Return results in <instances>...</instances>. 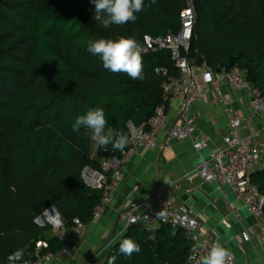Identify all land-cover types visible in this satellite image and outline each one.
Masks as SVG:
<instances>
[{
	"label": "trees",
	"instance_id": "1",
	"mask_svg": "<svg viewBox=\"0 0 264 264\" xmlns=\"http://www.w3.org/2000/svg\"><path fill=\"white\" fill-rule=\"evenodd\" d=\"M197 23L190 56L215 72L240 69L264 95V0H190ZM189 0H144L135 22L103 28L93 20L91 0H0V264L14 253H58L64 243L36 220L56 208L67 228L79 219L89 226L103 191L84 180L107 157L93 159L90 130H72L78 115L100 107L105 134L128 135L130 125L147 123L164 104V78L179 71L170 51L143 54L144 79L113 74L87 51L90 40L164 37L181 29ZM111 150V144L108 145ZM112 151V150H111ZM121 151H115L119 157ZM264 194V167L252 175ZM134 239L140 253L120 254L119 243ZM194 243L168 224L131 226L106 259L115 264H188Z\"/></svg>",
	"mask_w": 264,
	"mask_h": 264
},
{
	"label": "built area",
	"instance_id": "2",
	"mask_svg": "<svg viewBox=\"0 0 264 264\" xmlns=\"http://www.w3.org/2000/svg\"><path fill=\"white\" fill-rule=\"evenodd\" d=\"M181 29L176 34L164 37L146 36L143 54L170 51L178 76H170L167 70H158L164 78L162 84L163 102L154 116L139 127L130 125L128 143L120 156L106 150L107 157L100 168L86 169L85 182L103 191L99 205L94 209L93 222H97L112 206L126 171L127 164L142 149H151L163 136L164 144L190 142L198 154L200 164L194 172L179 178L174 184L161 187L153 198L132 203L120 213L119 220L125 223L123 234L133 225L145 227L168 224L174 230L185 231L195 245L188 259V264H197L200 256L215 242L223 245L220 232L216 228L206 227L194 208H178V187L181 182L191 186L190 191L205 184H215L219 189L229 188L235 195L240 207L255 220L254 229L260 246L264 250V194L252 183V175L264 167V95L246 78L240 69L213 71L205 61L192 58L191 43L197 23V13L192 2L180 13ZM233 91L244 90L248 93V107L262 118L258 128L249 118L239 116L233 108V102L223 87ZM209 94L213 102L224 109L228 132L221 141L211 147L208 137L202 135L198 124L199 116L195 108L203 104ZM170 111L175 112L171 122ZM215 124V120L212 119ZM209 151L207 156L203 153ZM199 180L198 184L196 180ZM158 202L157 208L152 203ZM163 211L166 216L157 215ZM36 223L41 228L50 227L52 234L64 243L58 253H43L44 243H39L33 252L18 251L19 259H9L6 264H72L75 255L74 239L81 236L87 226L79 219L67 228L56 208H51L41 215ZM225 225L228 226L227 222ZM246 243L252 242L249 231L243 233ZM117 239L112 238L100 252L92 254L83 264H101L102 253H108ZM224 246V245H223ZM14 253V254H16ZM13 256V255H12ZM230 264H237L235 258ZM264 264V263H263Z\"/></svg>",
	"mask_w": 264,
	"mask_h": 264
},
{
	"label": "crops",
	"instance_id": "3",
	"mask_svg": "<svg viewBox=\"0 0 264 264\" xmlns=\"http://www.w3.org/2000/svg\"><path fill=\"white\" fill-rule=\"evenodd\" d=\"M223 91L232 100L236 113L251 119L254 127L258 128L262 118L249 109L248 93L244 90L233 91L226 86ZM195 113L199 116L198 127L202 135L208 137L211 147H214L228 132L224 109L215 104L213 95L209 94L205 102L195 108ZM175 114L170 111L171 122L175 120ZM98 148L93 145V159L97 158ZM208 153L206 151L203 155L207 156ZM199 164V156L188 141L165 145L161 136L155 147L139 151L126 166L112 206L97 222L87 226L81 236L74 239L75 255L72 264H83L90 255L100 252L112 238L118 240L124 235L125 223L119 220V216L132 203L153 198L161 187L172 185L184 175L194 172ZM190 189L188 183H180L178 208H194L206 227L216 228L221 234L224 247L233 253L237 264H263L264 250L254 229L255 220L240 207L230 189H219L215 184H205L189 192ZM152 205L157 208L158 202L154 201ZM246 231L252 235L250 243L243 239ZM106 255L102 253L100 259L103 260Z\"/></svg>",
	"mask_w": 264,
	"mask_h": 264
},
{
	"label": "clouds",
	"instance_id": "4",
	"mask_svg": "<svg viewBox=\"0 0 264 264\" xmlns=\"http://www.w3.org/2000/svg\"><path fill=\"white\" fill-rule=\"evenodd\" d=\"M157 0H150L149 7L156 4ZM94 5L93 20L107 29L112 25L122 26L129 22H135L137 13L144 10V0H91ZM87 51L98 56L102 61L103 68L113 74H126L133 80L144 79L143 49L135 37L120 36L117 39L99 38L90 40L87 44ZM108 124L103 108H89L85 114L78 115L72 130L79 132L82 128L90 130L91 140L97 146L108 150L123 151L128 143V137L120 133L113 138L111 133L105 134V127ZM165 183H169L164 180ZM161 218L166 214L163 211L157 213ZM3 235V233H0ZM120 254L131 257L134 253H140V245L132 238H124L119 243ZM20 254L16 253L9 259H19ZM116 256L109 257L107 264H115ZM233 260V253L221 243L215 242L207 250L205 255L199 257L197 264H230Z\"/></svg>",
	"mask_w": 264,
	"mask_h": 264
},
{
	"label": "rangeland",
	"instance_id": "5",
	"mask_svg": "<svg viewBox=\"0 0 264 264\" xmlns=\"http://www.w3.org/2000/svg\"><path fill=\"white\" fill-rule=\"evenodd\" d=\"M189 2H190V0H189ZM94 145H96V143L94 142ZM246 211V210H245ZM39 243H41V242H39ZM39 243H36V246H38L39 245ZM107 256V255H106ZM106 259V257H104V259H103V261Z\"/></svg>",
	"mask_w": 264,
	"mask_h": 264
},
{
	"label": "water",
	"instance_id": "6",
	"mask_svg": "<svg viewBox=\"0 0 264 264\" xmlns=\"http://www.w3.org/2000/svg\"><path fill=\"white\" fill-rule=\"evenodd\" d=\"M217 72H218V73H221V72H222V70H218Z\"/></svg>",
	"mask_w": 264,
	"mask_h": 264
}]
</instances>
